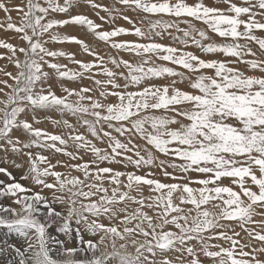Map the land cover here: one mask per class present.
Masks as SVG:
<instances>
[{
    "label": "snow or ice",
    "instance_id": "snow-or-ice-1",
    "mask_svg": "<svg viewBox=\"0 0 264 264\" xmlns=\"http://www.w3.org/2000/svg\"><path fill=\"white\" fill-rule=\"evenodd\" d=\"M0 13V264H264V0Z\"/></svg>",
    "mask_w": 264,
    "mask_h": 264
},
{
    "label": "rangeland",
    "instance_id": "rangeland-1",
    "mask_svg": "<svg viewBox=\"0 0 264 264\" xmlns=\"http://www.w3.org/2000/svg\"><path fill=\"white\" fill-rule=\"evenodd\" d=\"M16 2L17 3H19V0H16ZM13 16H15V13H13ZM94 18V17H93ZM0 19H3V13H0ZM97 22H99V21H97ZM120 23L121 24H123V26H125V27H129L125 22H123V21H120ZM65 34H67V35H75V36H78V37H83V33L79 30V29H77V28H74V27H67L66 26V28L64 29V30H62ZM4 33L3 32H0V38H4ZM13 43H15L16 41H12ZM165 43H167V41H164ZM51 47H61V46H57V45H52ZM65 50H67V51H69V52H72V51H76L77 50V48H76V46H73V45H63L62 46ZM190 50H194V49H190ZM197 54H199V53H197ZM123 55V57L125 58V59H128L129 57H128V55L127 54H122ZM78 58H80V57H78ZM64 62H66V61H64ZM4 62L3 61H0V65H2ZM70 67H72L71 65H69ZM9 70H11V69H9ZM70 86H72V87H76L77 85L76 84H71ZM57 92H58V94H59V90H57ZM54 115V117H55V114H53ZM38 127H41V128H46L48 131H50V132H52V131H56V130H54L53 128H52V126H51V124H49V123H42V124H40V125H38ZM102 146V145H101ZM60 159H64V157H59ZM57 170H59V171H63V169H57ZM14 171V174L17 176V178H19V175L21 174L20 172H18V171H15V170H13ZM22 183H26V182H22ZM47 194V193H46Z\"/></svg>",
    "mask_w": 264,
    "mask_h": 264
},
{
    "label": "bare ground",
    "instance_id": "bare-ground-1",
    "mask_svg": "<svg viewBox=\"0 0 264 264\" xmlns=\"http://www.w3.org/2000/svg\"><path fill=\"white\" fill-rule=\"evenodd\" d=\"M126 39H129V40H131V39H134L133 37H131V36H129V37H126ZM78 58V57H77Z\"/></svg>",
    "mask_w": 264,
    "mask_h": 264
}]
</instances>
